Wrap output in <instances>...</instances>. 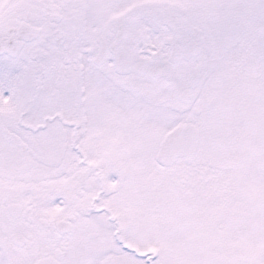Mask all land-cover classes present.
<instances>
[{"label":"snow or ice","instance_id":"obj_1","mask_svg":"<svg viewBox=\"0 0 264 264\" xmlns=\"http://www.w3.org/2000/svg\"><path fill=\"white\" fill-rule=\"evenodd\" d=\"M0 264H264V0H0Z\"/></svg>","mask_w":264,"mask_h":264}]
</instances>
